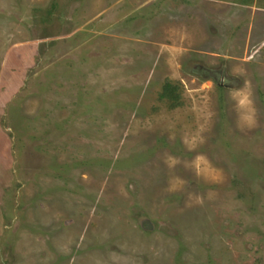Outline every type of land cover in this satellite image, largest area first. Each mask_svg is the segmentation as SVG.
<instances>
[{
	"label": "rangeland",
	"instance_id": "374dc122",
	"mask_svg": "<svg viewBox=\"0 0 264 264\" xmlns=\"http://www.w3.org/2000/svg\"><path fill=\"white\" fill-rule=\"evenodd\" d=\"M0 264H264V0H0Z\"/></svg>",
	"mask_w": 264,
	"mask_h": 264
},
{
	"label": "trees",
	"instance_id": "16d2710c",
	"mask_svg": "<svg viewBox=\"0 0 264 264\" xmlns=\"http://www.w3.org/2000/svg\"><path fill=\"white\" fill-rule=\"evenodd\" d=\"M56 6V5H54ZM219 83V78H214ZM160 98L167 102L170 108H176L183 104V89L180 82L166 81L162 86Z\"/></svg>",
	"mask_w": 264,
	"mask_h": 264
}]
</instances>
